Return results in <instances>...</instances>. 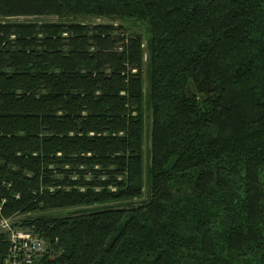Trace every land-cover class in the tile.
<instances>
[{"label":"trees","instance_id":"trees-1","mask_svg":"<svg viewBox=\"0 0 264 264\" xmlns=\"http://www.w3.org/2000/svg\"><path fill=\"white\" fill-rule=\"evenodd\" d=\"M125 17L149 31L142 202V36ZM234 188L218 234L199 206ZM20 215L45 246L29 264H264V0H0V221ZM10 248L0 228V264Z\"/></svg>","mask_w":264,"mask_h":264},{"label":"rangeland","instance_id":"rangeland-1","mask_svg":"<svg viewBox=\"0 0 264 264\" xmlns=\"http://www.w3.org/2000/svg\"><path fill=\"white\" fill-rule=\"evenodd\" d=\"M19 20L23 19H39V20H45V21H59L64 20L65 18H59L57 16H45V17H39V18H18ZM66 20H78V21H84V22H90V23H98V22H110V19L104 18V17H77L72 18L69 17ZM115 23H120L124 27L130 29L131 31H134L142 36V61H143V67H142V145H141V158H142V174L140 179V184L142 188V195L141 197L133 200L134 202H142L148 198L149 195V163H150V128H151V105L147 98L148 93V84H149V74L148 70L146 68V64L148 61V50H147V42L149 39V31L147 29V24L141 20H136L134 17H125L123 19H117L114 21ZM235 191H238V189H235L226 193L221 198H216L210 200L206 205H200L199 208L202 211V216L206 219V222L208 225L218 234H221V232L224 229L225 223L228 222V219L230 215H232V210L234 208L233 205L237 202V196L238 194H241L240 191L235 193ZM96 206H81V207H71V208H62V209H53L48 210L45 212H41V214L48 215V216H66L71 215L74 212H76L79 209L87 210L94 208ZM23 218L22 215L16 216L9 220V224L17 225L18 221H20ZM11 229L19 231L25 230L22 228H13ZM241 259V258H239ZM255 260L251 259L249 264H254Z\"/></svg>","mask_w":264,"mask_h":264},{"label":"built area","instance_id":"built-area-1","mask_svg":"<svg viewBox=\"0 0 264 264\" xmlns=\"http://www.w3.org/2000/svg\"><path fill=\"white\" fill-rule=\"evenodd\" d=\"M0 228L9 232L11 254L8 258L11 264H29L44 250V241L29 230H13L7 219L0 221Z\"/></svg>","mask_w":264,"mask_h":264}]
</instances>
